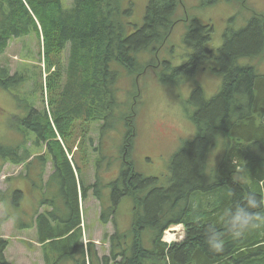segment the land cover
Segmentation results:
<instances>
[{"label": "trees", "instance_id": "trees-1", "mask_svg": "<svg viewBox=\"0 0 264 264\" xmlns=\"http://www.w3.org/2000/svg\"><path fill=\"white\" fill-rule=\"evenodd\" d=\"M235 1L240 9L247 7L245 0ZM218 3L202 0L205 7ZM132 10L125 0H75L70 8H65L62 0H0V54L12 39L34 35L40 47L42 39L48 72H44V93L54 117L52 121L46 110L39 112L34 103L28 106L27 101H19L20 108L25 102L29 111L18 120L20 130L36 135V148H48L54 173L44 185L48 157L39 155V174L31 179L32 154L23 147L0 144L2 165H24L27 169L21 188L11 192L0 189V205L5 208L0 228L10 219L18 230L35 227L44 264H264V229L239 240L225 235L221 250H212L205 243L209 226L224 231L221 216L225 209L244 203L250 191L264 198V74H259L255 65L244 64L245 60L264 58V13L253 11L240 30L226 29L224 44L216 53L207 44L212 25L191 18L184 0H148L140 26L133 23ZM180 24L186 31L183 39L188 52L183 56L187 62L173 66L174 47L168 48L170 57L162 58V54ZM210 62L216 63L223 86L211 100L205 99L200 88L193 92L191 104L197 109L192 116L197 128L194 141L184 143L174 155L171 177L165 184L158 177L142 175L130 158L137 107L142 104L141 79L154 73L159 83L178 85ZM122 73L133 83L124 104L117 86ZM39 78L36 91L45 103L41 68ZM26 80L0 68V89L17 100L15 91ZM76 123L99 125L100 142L94 149L88 130L82 129L79 143L87 141L88 147L85 145L75 159V169L57 138L68 144ZM118 124L126 129L122 167L107 188L113 208L104 209L100 219L104 226L113 224L115 232L104 239L110 244L109 255L100 256L96 245L85 241L81 203L89 190L102 201L103 188L99 179L87 187L82 173L89 154L101 153L104 159L103 139ZM219 144L223 156L214 167L209 166V156ZM49 191L52 199L45 197ZM28 195L35 198L32 209L23 205ZM125 198L134 201V219L131 229L120 233L112 217ZM46 206L51 210L41 212ZM179 224L185 227L184 240L171 246L164 243L165 231ZM9 246L10 241L0 236V264H14L5 255Z\"/></svg>", "mask_w": 264, "mask_h": 264}, {"label": "rangeland", "instance_id": "rangeland-1", "mask_svg": "<svg viewBox=\"0 0 264 264\" xmlns=\"http://www.w3.org/2000/svg\"><path fill=\"white\" fill-rule=\"evenodd\" d=\"M62 1L65 8H70L75 0ZM218 1V4L205 7L202 4V0H184L186 11L191 18L198 19L200 23L212 25V40L208 43V47L216 53L223 46L226 29L232 27L233 30H240L246 26L253 11H256L257 14L264 13V0H245L247 9L243 10L242 8L240 9V5L235 0ZM125 2L127 5L133 6V23L137 26L142 25L145 20L148 0H125ZM181 14L186 16L183 10ZM185 32L184 26L182 24L178 25L174 30L167 49L162 54V58L170 57L171 54L168 55L167 53L168 48L174 47V59L170 58L173 66H179L187 62L185 61L187 57L183 56V54L188 52L183 39ZM42 48V39L40 47L36 37L31 35L23 39H12L9 41L6 51L0 54V68L7 69L9 75L17 73L27 79L20 86L19 90L15 91L19 95V100L9 92L0 89V144L5 147H23L32 154V157L29 159V162H32V164L30 166V174L28 175L31 179L38 177L40 162L37 157L46 151L45 157H48V163H46L43 176L45 185L54 173L48 148L46 146L36 148L34 144L36 135L32 131H28V129L23 128L20 130L22 127L18 123L19 119L25 118L29 114L28 109L26 111L28 104L22 103L21 109V102L19 101H27L29 103L28 106L34 103L33 106L39 112L46 110L49 112L51 120L54 121L53 111L47 105V95L44 93L47 89L45 78L48 72L46 70L47 66L43 62ZM67 56L68 49L63 55L64 65ZM141 63H145V60H142ZM244 64L255 65L254 67L259 71V74H264V58L245 60ZM40 68L44 75L43 93L45 94V103L42 101L41 93L36 91L40 81ZM216 69L215 62L207 63L200 67L195 75L185 78V81L178 85H163L158 82L154 73L147 74L141 79L139 85L142 89V104L137 107L138 112L135 118L136 136L133 140V149L130 153V158L134 162L136 171L148 178L158 177L162 184L168 182V177H171L170 165L174 155L181 149L184 143L192 142L196 137L197 128L192 116L197 109L191 104L193 92L200 88L204 93L205 99L211 100L220 92L223 86L222 76L215 71ZM44 72L46 73L44 74ZM35 74L36 78H34ZM117 86L120 102L122 104L127 103L129 92L133 90L132 79L127 77L125 73H122ZM83 128L88 130L87 138L93 139V148H99L100 138L98 130L100 126L96 123L86 125L76 123L74 134L68 144L63 138L59 136L57 138L66 154L70 155L71 163L75 169V159L77 156H81L80 154L84 152V147L87 143V141L84 143L83 140L79 143ZM125 133V126L118 124L116 129L110 131L103 139L102 153L104 159L100 158L102 157L101 153L93 152L89 154L90 159L85 162H88V165L86 167L83 166L82 173V180L87 187L96 183L98 179L102 186H106L118 178L122 167L120 161L121 146L124 144L123 140L125 141ZM217 146L218 148L212 150L209 156V166L214 167L223 156L221 144ZM34 157L36 159H33ZM2 163L3 160L0 159V189L11 192L17 186L21 188V180L24 173L27 174V169L23 165L15 166L7 163L2 165ZM97 172L99 177H97ZM77 178L78 180L81 179V177ZM100 193L102 201L96 199L93 191L89 190L86 200L81 203V211L85 228V241H92L96 245L99 255L104 256L109 255L110 248V244L104 241L105 236L108 234L111 236L115 232V228L111 223L106 226L101 223L102 211L104 209L109 210L110 207L109 189H101ZM45 194V197L52 199L50 191ZM34 201L35 198L28 195L23 205L32 209L33 205L36 204ZM134 206V201L131 198H125L122 200L119 209H117L116 215L112 217V221H114V218L120 233H127L131 229L134 219ZM4 209L3 205H0L1 214L4 213L5 216ZM43 211H47V209H43ZM13 213L14 215H18L16 211ZM179 225H172L166 231L168 232L171 228H177ZM7 226H10V224ZM10 229L13 231L11 226L7 231H1L4 233V238H12H8V240H12V244L8 252L5 253L9 262L14 264H44L42 249L37 242V230H31L29 240L27 238L19 240L25 246L21 247L20 242L12 237L15 233H9ZM166 231L162 241L170 246L175 243H181L185 237L184 229L182 228L181 232H178L176 240L168 243L164 240Z\"/></svg>", "mask_w": 264, "mask_h": 264}, {"label": "clouds", "instance_id": "clouds-1", "mask_svg": "<svg viewBox=\"0 0 264 264\" xmlns=\"http://www.w3.org/2000/svg\"><path fill=\"white\" fill-rule=\"evenodd\" d=\"M221 222L224 231L209 226L205 232V243L212 250L222 249L225 235L239 240L250 232L264 229V198L250 191L244 203L237 202L223 211Z\"/></svg>", "mask_w": 264, "mask_h": 264}, {"label": "crops", "instance_id": "crops-1", "mask_svg": "<svg viewBox=\"0 0 264 264\" xmlns=\"http://www.w3.org/2000/svg\"><path fill=\"white\" fill-rule=\"evenodd\" d=\"M43 209L51 210V208H50L49 206L43 207V208L41 209V212H44ZM4 210H5V209H4ZM1 212H2V211H0V219H2V218L4 217V213L1 214ZM8 224H10L11 228L13 229V231H11V229H10V230H9V231H10L9 233H10V234H11L12 232L15 233V234L12 235V237L15 238V239L18 240V241H19V240H25L26 238L29 240V239H30L29 234H31V230H32V229H35V230H36L35 227L31 228L30 230H18V229L16 228V226H15V222H14L12 219H10L9 221H5L4 224H3V226L0 228L1 237H4V236H3L4 233L1 232V231H7V229L10 227V226H7ZM4 228H5V230H4ZM8 238H9V239H12V238H10V237H8ZM8 238H7V239H8ZM9 241H10V246H11V244H12V240H9ZM19 242H20V241H19ZM19 244H20L21 247H25L21 242H20ZM10 246L8 247V249H7L6 252H8ZM6 258H7V257H6Z\"/></svg>", "mask_w": 264, "mask_h": 264}, {"label": "bare ground", "instance_id": "bare-ground-1", "mask_svg": "<svg viewBox=\"0 0 264 264\" xmlns=\"http://www.w3.org/2000/svg\"><path fill=\"white\" fill-rule=\"evenodd\" d=\"M181 228L177 227V228H171L164 237V240L168 243L173 242L174 240H176L177 236H178V232H181Z\"/></svg>", "mask_w": 264, "mask_h": 264}, {"label": "flooded vegetation", "instance_id": "flooded-vegetation-1", "mask_svg": "<svg viewBox=\"0 0 264 264\" xmlns=\"http://www.w3.org/2000/svg\"><path fill=\"white\" fill-rule=\"evenodd\" d=\"M211 40H212V38H211ZM210 40V41H211ZM209 41V42H210ZM208 44V43H207ZM223 44H224V40H223ZM209 48V47H208ZM210 49V48H209ZM211 50V49H210ZM213 51V50H212ZM213 52H215V51H213ZM45 155H46V153H45ZM47 163H48V161H47ZM102 188L103 189H107L108 188V185H106V186H102ZM110 192H111V190L109 189V194H110ZM109 202H110V207L109 208H113V204L111 203L112 201H111V196H109ZM112 205V206H111Z\"/></svg>", "mask_w": 264, "mask_h": 264}, {"label": "built area", "instance_id": "built-area-1", "mask_svg": "<svg viewBox=\"0 0 264 264\" xmlns=\"http://www.w3.org/2000/svg\"><path fill=\"white\" fill-rule=\"evenodd\" d=\"M178 227H180L181 229L183 228L181 225H180V226H178Z\"/></svg>", "mask_w": 264, "mask_h": 264}]
</instances>
